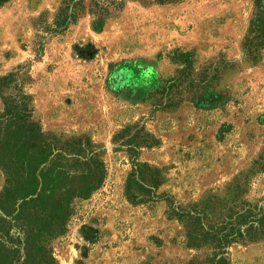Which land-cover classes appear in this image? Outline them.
I'll return each mask as SVG.
<instances>
[{"label":"rangeland","instance_id":"1","mask_svg":"<svg viewBox=\"0 0 264 264\" xmlns=\"http://www.w3.org/2000/svg\"><path fill=\"white\" fill-rule=\"evenodd\" d=\"M62 0H9L0 8V75H25L33 116L45 133L87 136L105 147L106 179L88 200L75 201L65 235L52 243L58 264H186L202 253L186 246L183 228L166 215V204L134 206L124 196L130 171L112 137L143 125L159 144L140 161L163 171L160 193L188 204L222 189L250 168L264 149V50L252 63L243 57L252 0H185L174 5L127 1L101 32L85 16L46 40L37 55L35 23H52ZM190 53L196 65L220 57L233 64L221 81L230 101L215 110L184 102L152 112L149 101L107 83L109 65L140 63L167 79L178 66L172 53ZM2 104L0 103V112ZM250 201L264 199L257 176ZM4 175L0 171V192ZM230 264H264V241L233 245Z\"/></svg>","mask_w":264,"mask_h":264},{"label":"trees","instance_id":"2","mask_svg":"<svg viewBox=\"0 0 264 264\" xmlns=\"http://www.w3.org/2000/svg\"><path fill=\"white\" fill-rule=\"evenodd\" d=\"M9 0H0V8ZM127 1L143 5H174L185 0H62L52 23H35V52L46 40L65 33L85 16L95 32L122 10ZM243 57L256 63L264 50V0H252V12L241 44ZM170 61L178 68L167 79L155 76L140 63L109 65L115 92H130L149 101L152 112L171 110L184 102L196 109L215 110L230 101L221 89L233 64L220 57L196 65L190 53L174 51ZM25 75L13 71L0 75V264H58L52 243L65 235L75 201L88 200L104 184L105 147L87 136L67 137L45 133L34 119L32 97ZM159 141L143 125L126 127L112 137L114 152H125L130 171L124 196L134 205L164 202L165 215L184 230L188 249L203 256L186 264H230L229 250L238 243L264 241V199L250 201L257 176L264 177V149L249 169L222 189L211 190L188 204L169 193H160L163 171L140 161L143 149Z\"/></svg>","mask_w":264,"mask_h":264}]
</instances>
